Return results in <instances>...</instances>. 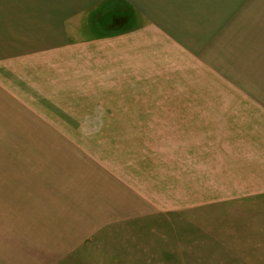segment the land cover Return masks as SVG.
<instances>
[{
	"label": "crops",
	"instance_id": "crops-1",
	"mask_svg": "<svg viewBox=\"0 0 264 264\" xmlns=\"http://www.w3.org/2000/svg\"><path fill=\"white\" fill-rule=\"evenodd\" d=\"M87 1L82 7L93 9L83 23L106 0ZM123 1L145 19L141 25L110 35L90 34L80 25L67 36L57 22L52 29L65 40L4 56L1 85L11 101L43 103L42 109L27 108L41 118L57 115L65 124L44 123L40 133L129 135L125 140L139 145L129 158H113V167L105 159L76 160L72 177H80L83 192L98 195L101 211L132 218L264 195V95L164 92L163 86L179 84L168 79L186 63V42L161 21L165 8L154 14L145 2ZM231 5L238 11L229 10V20L238 12L245 21L264 19L244 1ZM201 10L217 20L215 5ZM75 34L81 37L69 39ZM54 109L70 112L51 115ZM62 215L58 228L34 222L44 235L25 246L17 264H66L61 258L83 245L90 229L101 228Z\"/></svg>",
	"mask_w": 264,
	"mask_h": 264
},
{
	"label": "rangeland",
	"instance_id": "rangeland-1",
	"mask_svg": "<svg viewBox=\"0 0 264 264\" xmlns=\"http://www.w3.org/2000/svg\"><path fill=\"white\" fill-rule=\"evenodd\" d=\"M108 1L93 12L100 23L95 26L92 19L83 23L84 14L91 16L93 9L82 7L87 0H0V63L9 54L65 40L52 29L57 22L67 36L80 25L101 35L126 32L144 22L125 1L115 0L113 12L100 13ZM138 1L154 14L165 8L168 13L161 21L186 42V63L170 71L168 79L179 84L163 86L164 92L264 95V19L245 21L238 12L229 20V10L238 11L231 5L234 0ZM237 1H244L246 9H260L264 16V0ZM211 5L219 11L216 21L201 10L210 11ZM75 36L69 39L81 37ZM1 68L0 264H17L25 246L40 241L44 234L34 222L50 221L58 228L56 221L63 220L64 212L73 214L74 221L101 227L90 229L83 245L61 258L66 264H264V195L132 218L101 211L98 195L83 192L80 177H72L76 160L91 164L105 159L113 167V158H129L131 148L139 145L131 146L124 138L129 135L40 133L44 123L65 125L56 114L70 111L54 109L51 115L56 116L45 118L33 115L27 105L42 109L43 103L11 101L1 85ZM69 173L74 181L66 180Z\"/></svg>",
	"mask_w": 264,
	"mask_h": 264
},
{
	"label": "trees",
	"instance_id": "trees-1",
	"mask_svg": "<svg viewBox=\"0 0 264 264\" xmlns=\"http://www.w3.org/2000/svg\"><path fill=\"white\" fill-rule=\"evenodd\" d=\"M120 1H122V2H124L123 0H120ZM116 1L115 0H110V1H108L107 3H106V5L104 4V6L101 8V12L100 13H103V12H113V10H112V8H113V6H114V3H115ZM125 3V2H124ZM111 8L110 10L108 9V8ZM120 10H121V7H120ZM97 14V13H96ZM95 14V16L94 17H92V20H93V24L95 25V26H98V24H100L98 21H97V15ZM120 14H122V12L120 11ZM113 33H117V31H115V30H111V31H104L103 32V35H110V34H113Z\"/></svg>",
	"mask_w": 264,
	"mask_h": 264
}]
</instances>
